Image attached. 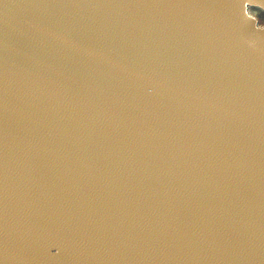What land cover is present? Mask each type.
<instances>
[{
  "label": "water",
  "instance_id": "1",
  "mask_svg": "<svg viewBox=\"0 0 264 264\" xmlns=\"http://www.w3.org/2000/svg\"><path fill=\"white\" fill-rule=\"evenodd\" d=\"M262 17L0 0V264H264Z\"/></svg>",
  "mask_w": 264,
  "mask_h": 264
},
{
  "label": "rangeland",
  "instance_id": "2",
  "mask_svg": "<svg viewBox=\"0 0 264 264\" xmlns=\"http://www.w3.org/2000/svg\"><path fill=\"white\" fill-rule=\"evenodd\" d=\"M251 13L252 14H255V15H258V11L257 10H251ZM264 21V17H262L261 19H260V22H263Z\"/></svg>",
  "mask_w": 264,
  "mask_h": 264
},
{
  "label": "bare ground",
  "instance_id": "3",
  "mask_svg": "<svg viewBox=\"0 0 264 264\" xmlns=\"http://www.w3.org/2000/svg\"><path fill=\"white\" fill-rule=\"evenodd\" d=\"M261 19V18H260Z\"/></svg>",
  "mask_w": 264,
  "mask_h": 264
}]
</instances>
